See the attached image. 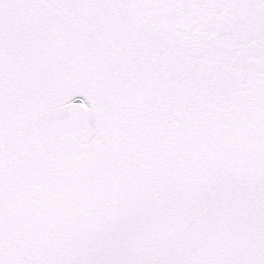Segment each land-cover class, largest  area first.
Wrapping results in <instances>:
<instances>
[{
    "label": "snow or ice",
    "instance_id": "obj_1",
    "mask_svg": "<svg viewBox=\"0 0 264 264\" xmlns=\"http://www.w3.org/2000/svg\"><path fill=\"white\" fill-rule=\"evenodd\" d=\"M0 264H264V0H0Z\"/></svg>",
    "mask_w": 264,
    "mask_h": 264
}]
</instances>
